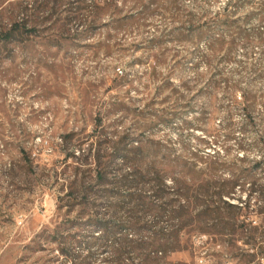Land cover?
I'll return each instance as SVG.
<instances>
[{
    "label": "rangeland",
    "instance_id": "374dc122",
    "mask_svg": "<svg viewBox=\"0 0 264 264\" xmlns=\"http://www.w3.org/2000/svg\"><path fill=\"white\" fill-rule=\"evenodd\" d=\"M79 1L0 0V264H67L62 250L112 215L96 208L94 171L115 135L198 162L213 177L194 189L235 175L231 202L250 206L235 211L263 223L250 195L264 188L262 0H177L140 25L105 6L81 22ZM194 242L172 260L238 264L225 244Z\"/></svg>",
    "mask_w": 264,
    "mask_h": 264
},
{
    "label": "trees",
    "instance_id": "16d2710c",
    "mask_svg": "<svg viewBox=\"0 0 264 264\" xmlns=\"http://www.w3.org/2000/svg\"><path fill=\"white\" fill-rule=\"evenodd\" d=\"M87 2L79 1L81 22L88 10L107 8L114 24L136 25L146 24L156 15L164 16L177 5V0ZM261 3L264 11V0ZM190 35L204 38L207 31L197 30ZM107 143L110 152L96 155L94 171L97 187L107 189L103 192L105 196H97V201L106 199L107 204L96 208L110 210L112 215L99 216L94 221L95 231L78 240V253L62 250L67 264H94L96 261L102 264H193L175 262L172 258L196 252L194 239L200 237H211L214 245L225 244L226 255L238 264H264V219L261 224L251 225L246 222L244 212H236L250 206L231 202L235 194V175L231 176L232 181H224L219 186L207 180L205 185L194 189L198 176L213 177L201 169L197 172L198 162L186 160L171 150L163 153L161 149L148 148L129 134L115 135ZM200 163L207 164L206 161ZM168 179L173 187L167 185ZM252 192L257 196L259 208L262 207L264 188L253 184L250 195ZM226 209L236 211L225 213ZM240 239H247L245 245L251 250L241 249ZM103 255L106 256L101 259ZM212 256L214 264H223L222 253Z\"/></svg>",
    "mask_w": 264,
    "mask_h": 264
}]
</instances>
